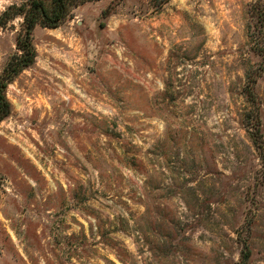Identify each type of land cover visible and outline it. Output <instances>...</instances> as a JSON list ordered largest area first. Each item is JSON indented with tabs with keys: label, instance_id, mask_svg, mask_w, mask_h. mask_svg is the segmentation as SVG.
Here are the masks:
<instances>
[{
	"label": "rangeland",
	"instance_id": "rangeland-1",
	"mask_svg": "<svg viewBox=\"0 0 264 264\" xmlns=\"http://www.w3.org/2000/svg\"><path fill=\"white\" fill-rule=\"evenodd\" d=\"M251 3L91 0L35 27L0 120V264H264Z\"/></svg>",
	"mask_w": 264,
	"mask_h": 264
},
{
	"label": "trees",
	"instance_id": "trees-1",
	"mask_svg": "<svg viewBox=\"0 0 264 264\" xmlns=\"http://www.w3.org/2000/svg\"><path fill=\"white\" fill-rule=\"evenodd\" d=\"M91 0H17L11 2L0 12V24L4 25L16 16L21 18L19 28L14 37L15 51L6 59L0 71V120L10 112V102L5 90L8 83L24 68L30 66L36 56L33 33L36 26L56 27L73 17V9L79 4ZM252 11L255 16L257 35L263 38L264 32V0H252ZM256 75L248 74V83L244 86L245 93L252 96V85ZM251 86H250V85ZM251 251L245 252V259ZM243 260V259H242Z\"/></svg>",
	"mask_w": 264,
	"mask_h": 264
}]
</instances>
